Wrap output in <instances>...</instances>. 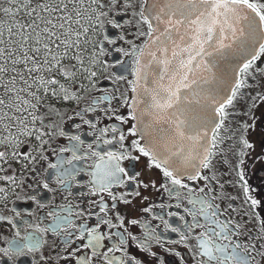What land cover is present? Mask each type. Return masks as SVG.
<instances>
[{
  "label": "snow or ice",
  "instance_id": "1",
  "mask_svg": "<svg viewBox=\"0 0 264 264\" xmlns=\"http://www.w3.org/2000/svg\"><path fill=\"white\" fill-rule=\"evenodd\" d=\"M0 264H264V0H0Z\"/></svg>",
  "mask_w": 264,
  "mask_h": 264
}]
</instances>
